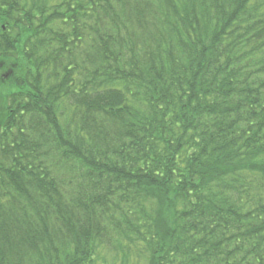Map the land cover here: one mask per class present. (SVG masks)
I'll return each instance as SVG.
<instances>
[{
    "label": "trees",
    "instance_id": "obj_1",
    "mask_svg": "<svg viewBox=\"0 0 264 264\" xmlns=\"http://www.w3.org/2000/svg\"><path fill=\"white\" fill-rule=\"evenodd\" d=\"M0 264H264V0H0Z\"/></svg>",
    "mask_w": 264,
    "mask_h": 264
}]
</instances>
